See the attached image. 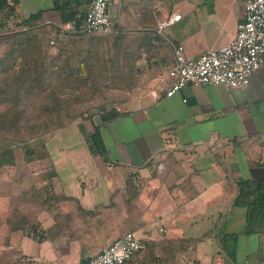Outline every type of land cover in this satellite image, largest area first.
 <instances>
[{"label":"crops","instance_id":"0c3cea01","mask_svg":"<svg viewBox=\"0 0 264 264\" xmlns=\"http://www.w3.org/2000/svg\"><path fill=\"white\" fill-rule=\"evenodd\" d=\"M90 1L16 0L0 34L33 15L37 17L30 23L23 22L28 29L44 35L66 32L83 18ZM108 12L130 42V47L115 48L128 52V82L143 90L122 91L117 116L101 123L102 109L91 111L68 126H76L71 134L57 140L58 150L70 148L71 155L87 151L90 186L76 177L81 187L66 188L68 175L60 176L62 168L48 146L56 172L49 189L54 198L33 208L36 221L15 218L14 207L22 212L23 205L10 204L9 193L0 191V264H71L94 255L126 230L143 240L198 237L192 252L177 264H221L226 251L222 240L237 251V238L224 235L242 232L231 228L219 236L213 231L237 207L235 181L264 176V66L243 87L186 84L170 96L163 92L173 62L171 44L181 43L185 55L196 58L229 42L243 16L244 0H112ZM173 12L180 18L166 26L167 33L157 32V20ZM96 125L105 157L92 138ZM110 166L118 168L122 182ZM121 166L129 168L127 177ZM128 202L144 208L139 214ZM238 214L243 222V213ZM34 229H43L41 240ZM254 234H244L250 243L244 264L253 257L264 264V234L253 239ZM142 255L136 254L131 264H141Z\"/></svg>","mask_w":264,"mask_h":264},{"label":"trees","instance_id":"16d2710c","mask_svg":"<svg viewBox=\"0 0 264 264\" xmlns=\"http://www.w3.org/2000/svg\"><path fill=\"white\" fill-rule=\"evenodd\" d=\"M15 2L16 0H0V29L11 19ZM36 17L37 15L30 16L23 22L30 23ZM13 21L16 22L15 19ZM83 22L84 16L66 32L57 29L50 34L54 38V45H46L44 37L32 29H29L32 34L27 41L20 39L19 36L22 33L18 30L13 33L0 34V45L4 38L2 47H5L0 54V138L24 140L28 134H32L28 131L43 132L67 126L84 116L91 115L90 110L94 106L95 100L89 101L86 100L88 97L83 98L91 91L100 96L98 102H104L106 105L110 101L116 102L113 106L102 108L100 120L103 123L120 113L115 105L119 101L122 102L124 97L116 95L115 91L132 90L136 85V87H141L138 83L128 82V75L132 73V67H129L126 62L128 52L115 50L116 47H130L128 38L119 33L100 34L101 36L83 32L76 33L74 30L81 28ZM28 43L35 46L25 47ZM21 47L22 49L27 48L31 53L24 63H19L20 54H22ZM54 47H56L55 53L51 52V48ZM65 47L83 48L80 49L81 51L74 49L68 51ZM62 89H70L72 92L64 93V99H66L64 103H53L57 109L56 115L40 114V107L47 109L48 104L51 103L50 100H62L59 94ZM31 108L34 110L30 113ZM60 109L63 110L60 111ZM42 123H44L43 126ZM97 136L98 126L96 125L92 138L98 152L104 156L103 145ZM30 152L32 151L30 150ZM14 155L13 149L8 145H0V191H3L4 194L9 193L10 204L19 205L18 202L21 201L20 205L24 206V198L11 194L3 186L8 183L2 175V167L12 165ZM51 168L49 189L52 187V177L56 173L53 166ZM235 182L237 192L234 197V205L242 210L244 217V228L241 233L246 235L255 233L258 236L264 234V176L261 178H238ZM14 208L18 213L20 212L16 207ZM14 217L16 218V215ZM20 217L25 222L30 219V216ZM33 234L38 240H41L43 229H34ZM238 234L228 233L224 237L232 236L235 239ZM198 239V237H183L144 240L146 248L143 251L144 255L140 256L139 262L141 264L148 262L177 264L183 256L192 252ZM220 245L228 254L222 264H235L234 245L229 248L227 242L223 240ZM146 254L148 255L146 256ZM193 262L200 264L195 260Z\"/></svg>","mask_w":264,"mask_h":264},{"label":"built area","instance_id":"2783aa9c","mask_svg":"<svg viewBox=\"0 0 264 264\" xmlns=\"http://www.w3.org/2000/svg\"><path fill=\"white\" fill-rule=\"evenodd\" d=\"M112 0H91L84 13V22L76 33L112 34L121 29L110 19L108 6ZM180 13L173 12L157 20L161 32ZM19 30L28 25L18 21ZM53 42V39H50ZM173 62L167 68L169 82L163 94L170 96L186 84H224L230 87L247 85L251 74L264 66V0H244V12L236 23L234 37L227 43L209 49L196 58L185 55L181 43L171 44ZM163 227H160V231ZM145 241L132 230L113 240L94 255L77 259L71 264H131L132 258L144 251Z\"/></svg>","mask_w":264,"mask_h":264},{"label":"rangeland","instance_id":"374dc122","mask_svg":"<svg viewBox=\"0 0 264 264\" xmlns=\"http://www.w3.org/2000/svg\"><path fill=\"white\" fill-rule=\"evenodd\" d=\"M166 28L167 27H165L162 30L165 33H167ZM17 30L22 33L19 36L20 39H23L25 41L29 40V36H30V34H32L29 31V29L28 30H19L18 27L15 26L14 28H12V30L5 32V34L13 33L14 31H17ZM39 34L44 37V42L46 45H54V38L51 35H48L46 33L44 35L40 32H39ZM97 35L101 36L102 34L101 35L97 34ZM50 39H53V42H50ZM3 40H4V38L1 40L0 54H1L2 50L5 48V47H2V45L4 44ZM33 46H35V45L33 44ZM33 46H32V43H28L25 47H33ZM82 48L83 47H65V49H67L68 51L71 49L81 51ZM84 48L86 49V47H84ZM55 51H56V47L51 48V52L55 53ZM20 52L22 54H20L21 59H19V63H24V62H26L27 58L29 57V55L31 53L27 48L22 49V47L20 48ZM136 86L131 91L128 90V93L138 92V91L143 90V87H136ZM71 92H72V90H70V89H62L61 92L59 93L60 98L62 100H60V101H57L56 99L54 101L50 100L51 103L48 104L49 107L47 109L40 107V110H41L40 114L46 115V116L56 115L55 112H57V109H56V106L53 105V103H58V102L64 103L66 101V99H64L65 98L64 93L68 94ZM115 93H116V95L123 98L122 91H115ZM80 95H82V94L80 93ZM124 95H126V93ZM86 97H88V99H86ZM83 98L86 100H89V101L95 100L93 102L94 106L90 110V111H93V114H97V112L99 110H101L104 106H113L116 103L115 101H110V99H109L110 102L107 105L104 102H98L100 100V96H98L96 92H92V91L85 94L83 96ZM122 102L119 101V103L116 104L115 106H120L122 104ZM34 108H31V110L29 112L31 113V111H33ZM61 108H63V107L61 106ZM61 110H63V109H60V111ZM46 119H48V117H46ZM43 124L44 123H42L41 125L43 126ZM51 124H53V123H51ZM72 124H69L67 126L57 127V128L51 129V130L49 129V130L43 131V132L40 131V132L33 133L32 131H28L32 134H28L24 140H22L20 138H16L14 140L0 138V145L1 144L8 145L10 148L13 149V151L15 153L14 163L12 165L2 167V170H3L2 175L5 179H7L6 181L8 183L7 185L5 184L3 186L5 187L4 189H8L11 194L24 198V206L20 207L21 210L24 212L18 213L17 211H14L13 216L18 215L17 217H20V216L24 215L26 218L30 216V219H27V222H25V223H30V221H33V220L36 221V219H33L31 216V212H32L34 207L41 206L39 204H42V205L48 204L49 199L54 198V197L49 196L50 195L49 173L52 169L51 168L52 164H50V152H49L48 146L52 150V153H53L52 157H54L53 160H55L59 169L62 168L60 170V176L65 177V175H68L70 184L67 185L66 188L70 187L72 189H77V188L81 187L80 181L78 182L76 180V177H79L81 180H84L85 183L90 186L91 180H90V176L88 175L89 172L87 171L88 163L90 162V158L87 154V151L84 149H79L78 154L71 155L74 151H71L70 148H68L65 151L63 149L58 150V148H59L58 146L60 143L57 140H62L65 137H67L69 134H71V129L76 128V126H71L70 128H68V126H70ZM47 126H48V123H47ZM20 132H22V131H20ZM25 142H27V143H25ZM92 143L93 142L91 141V143H90L91 146H93ZM62 144H63V141H62ZM27 146L29 147V149H27L28 148ZM30 150L32 152H30ZM67 156L71 157V160H69ZM65 159L69 160V162H67L64 165L63 162L66 161ZM109 168H111L110 173L112 175H115V176L117 175L116 176L117 178H118V176H120L119 182H122L124 180L123 175L118 173V171H117L118 168L114 169V167H112V166H110ZM128 169L129 168H127V167L121 166V170L123 171V173H125L124 174L125 177H127L128 173H129ZM16 200H14V201L16 202ZM18 203L20 206L21 201H19ZM126 204L128 205L130 203L128 202ZM130 205L135 206L138 209L137 213H139V214L141 213L140 211L142 210V208H144V205L138 206V205H134L132 202ZM238 212L242 213V210L239 207L238 208L234 207L233 210L228 211L226 213V217L225 218L223 217L224 219L222 218L223 221L222 222L218 221V225H220V226L215 227L213 229L215 234L219 233V236H222L225 232H227L231 228H233L234 232H239V231L243 230L244 221L242 222V220L240 219L241 214H238ZM132 214H133V212H132ZM130 219H132V218H130ZM126 231H123L121 233V235L124 234ZM133 232H135V231H133ZM135 234H138V233L135 232ZM121 235H119V236H121ZM138 236H140L141 238H144L142 235H138ZM252 237L254 239L256 237V234H254ZM246 239H247L246 235H244L243 233L238 234L237 243H236V250L237 251H236V256H235V262H236L235 264H244L243 262H244V260H245L244 258L246 256L245 249L250 247V243L246 244V242H245ZM212 247L214 248V245H212ZM257 248H255L254 251L258 253V251L256 250ZM224 255H226V257H227L228 254L226 252L224 254H222L221 260H220L221 264H222V261L224 260L223 259ZM249 261H250L249 264H256V258L255 257L250 258ZM258 264H260V262H258Z\"/></svg>","mask_w":264,"mask_h":264}]
</instances>
